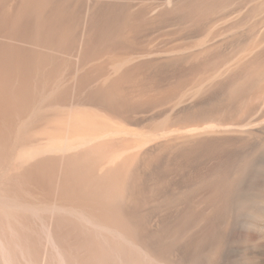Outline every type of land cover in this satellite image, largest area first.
I'll use <instances>...</instances> for the list:
<instances>
[{
  "label": "bare ground",
  "instance_id": "6f19581e",
  "mask_svg": "<svg viewBox=\"0 0 264 264\" xmlns=\"http://www.w3.org/2000/svg\"><path fill=\"white\" fill-rule=\"evenodd\" d=\"M0 264H264V0H0Z\"/></svg>",
  "mask_w": 264,
  "mask_h": 264
}]
</instances>
